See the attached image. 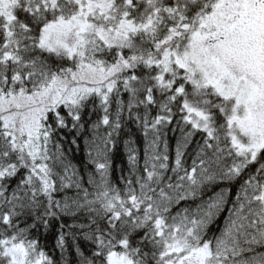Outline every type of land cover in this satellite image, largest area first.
<instances>
[{"label":"snow or ice","instance_id":"snow-or-ice-1","mask_svg":"<svg viewBox=\"0 0 264 264\" xmlns=\"http://www.w3.org/2000/svg\"><path fill=\"white\" fill-rule=\"evenodd\" d=\"M0 264H264V0H0Z\"/></svg>","mask_w":264,"mask_h":264},{"label":"trees","instance_id":"trees-1","mask_svg":"<svg viewBox=\"0 0 264 264\" xmlns=\"http://www.w3.org/2000/svg\"><path fill=\"white\" fill-rule=\"evenodd\" d=\"M121 150L123 151L122 148H121ZM141 150H142V144H141ZM70 158L72 159V163L75 164L77 166V168L83 169L84 163H85V152L82 150V148L79 151L73 150V152L70 154ZM117 162H119V161H117ZM234 191L235 190L233 189V195H234ZM209 194H211V193H209ZM69 222H71V221H69ZM220 224L221 225L223 224V218H221ZM49 247H51V242H49Z\"/></svg>","mask_w":264,"mask_h":264}]
</instances>
